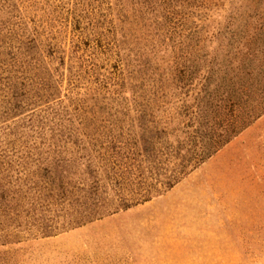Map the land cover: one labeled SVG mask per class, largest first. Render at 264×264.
Wrapping results in <instances>:
<instances>
[{"label":"trees","instance_id":"1","mask_svg":"<svg viewBox=\"0 0 264 264\" xmlns=\"http://www.w3.org/2000/svg\"><path fill=\"white\" fill-rule=\"evenodd\" d=\"M264 115V0H0V247L172 191Z\"/></svg>","mask_w":264,"mask_h":264},{"label":"rangeland","instance_id":"2","mask_svg":"<svg viewBox=\"0 0 264 264\" xmlns=\"http://www.w3.org/2000/svg\"><path fill=\"white\" fill-rule=\"evenodd\" d=\"M0 264H264V115L166 195Z\"/></svg>","mask_w":264,"mask_h":264}]
</instances>
